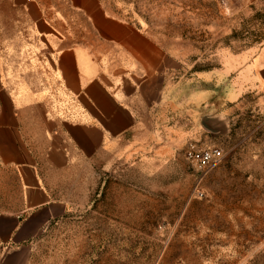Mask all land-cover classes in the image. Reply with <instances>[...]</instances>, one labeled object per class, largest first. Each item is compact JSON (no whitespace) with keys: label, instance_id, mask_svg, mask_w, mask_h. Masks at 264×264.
Masks as SVG:
<instances>
[{"label":"crops","instance_id":"crops-1","mask_svg":"<svg viewBox=\"0 0 264 264\" xmlns=\"http://www.w3.org/2000/svg\"><path fill=\"white\" fill-rule=\"evenodd\" d=\"M85 1L92 16L71 19L70 0H0V264H38L91 174L127 157L172 109L198 110L195 131L211 138L228 108L264 114V45L235 58L234 72L186 73L179 57L104 16L100 0Z\"/></svg>","mask_w":264,"mask_h":264},{"label":"rangeland","instance_id":"rangeland-1","mask_svg":"<svg viewBox=\"0 0 264 264\" xmlns=\"http://www.w3.org/2000/svg\"><path fill=\"white\" fill-rule=\"evenodd\" d=\"M100 2L104 16L179 57L186 73L234 72L235 58L264 45V0ZM69 4L71 19L92 16L87 1ZM228 109L215 138L197 135L198 110L172 109L127 157L97 168L73 215L46 236L38 264H264V114ZM190 143L221 156L198 170L185 155Z\"/></svg>","mask_w":264,"mask_h":264},{"label":"built area","instance_id":"built-area-1","mask_svg":"<svg viewBox=\"0 0 264 264\" xmlns=\"http://www.w3.org/2000/svg\"><path fill=\"white\" fill-rule=\"evenodd\" d=\"M187 161L198 170H204L219 160L221 151L217 148L198 149L195 145H188L185 151Z\"/></svg>","mask_w":264,"mask_h":264}]
</instances>
